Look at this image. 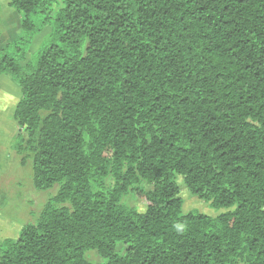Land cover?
Here are the masks:
<instances>
[{"label":"trees","instance_id":"16d2710c","mask_svg":"<svg viewBox=\"0 0 264 264\" xmlns=\"http://www.w3.org/2000/svg\"><path fill=\"white\" fill-rule=\"evenodd\" d=\"M9 6L22 14L11 41L0 8V76L21 91L9 148L57 191L0 241V264H264V0ZM176 176L225 211L184 213Z\"/></svg>","mask_w":264,"mask_h":264},{"label":"rangeland","instance_id":"374dc122","mask_svg":"<svg viewBox=\"0 0 264 264\" xmlns=\"http://www.w3.org/2000/svg\"><path fill=\"white\" fill-rule=\"evenodd\" d=\"M9 1L0 0V8L5 35L12 41L19 32L22 14L9 6ZM49 32L50 27L46 26L34 37L26 59L46 40L45 37ZM6 76L11 78L8 74ZM20 98L21 91L14 80L0 77V241L5 238H16L23 226L35 222L47 199L57 191V185L47 190L36 189L32 182L30 164H20L18 156L9 148L17 130L13 112ZM46 114L44 111L41 112L42 116ZM176 182L180 188L179 195L183 201L184 213L195 209L216 216L225 211V209H214L208 203L191 195L180 176H176ZM106 183L110 185L111 181L108 179ZM122 202L139 212L145 210L144 202L135 199L132 194L124 196ZM123 250L121 245L116 248L117 252ZM85 258L92 263L103 261L95 250L87 251Z\"/></svg>","mask_w":264,"mask_h":264},{"label":"crops","instance_id":"0c3cea01","mask_svg":"<svg viewBox=\"0 0 264 264\" xmlns=\"http://www.w3.org/2000/svg\"><path fill=\"white\" fill-rule=\"evenodd\" d=\"M7 74H2L0 77H2V78H5L6 77V79H11V78H9L8 76H6Z\"/></svg>","mask_w":264,"mask_h":264}]
</instances>
